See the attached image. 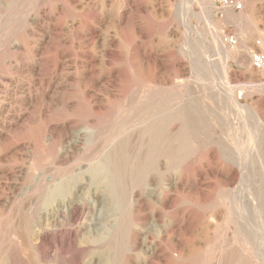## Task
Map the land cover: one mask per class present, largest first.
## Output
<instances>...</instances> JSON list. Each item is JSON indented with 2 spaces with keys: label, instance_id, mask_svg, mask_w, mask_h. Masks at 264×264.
<instances>
[{
  "label": "rangeland",
  "instance_id": "rangeland-1",
  "mask_svg": "<svg viewBox=\"0 0 264 264\" xmlns=\"http://www.w3.org/2000/svg\"><path fill=\"white\" fill-rule=\"evenodd\" d=\"M202 3L210 23L205 25L198 21L200 14L195 2L194 14L188 19L186 28L180 10L181 0H176V3L175 0H0V263L10 264V254L14 250L9 234L15 219V202L22 194L20 190L31 183L33 174L28 173L31 165H39L32 161L33 155L46 145L44 134L40 138L34 137L36 130L42 131L44 125L55 123L54 119H58L59 124L71 123L74 133L84 130L86 125L83 119L86 114L64 118L65 103L71 108L83 104L97 107L103 113L108 110L110 120H114L126 116L127 111L138 106L139 102L141 104L142 100L156 102L167 92L176 94L172 103L178 114L188 112L186 115L192 124L194 137L188 139L189 145L176 156L174 166L170 167L171 184L178 183L177 189L171 191V202L165 207L159 206L158 202L154 204L157 210L154 220L151 213L153 206L148 205L144 212L151 219L143 225V236L155 230L156 257L147 260L148 244H144V249L133 253L132 260L127 264H231L227 257L229 247L224 244L223 229L227 215L223 204L229 197L228 190L238 181L229 185L223 175L233 165L227 144L234 136L246 139L250 129L263 138L261 156L264 158V120L257 118V110L260 109L258 102H262L261 108H264V70H256L249 55L242 60L234 51L228 59L217 55V45L221 43L224 48H229L225 38L233 37L237 39L236 46H240L243 40L252 35L249 43L253 48L252 53H264L255 45L261 41L264 45V0H246L242 11L222 10L219 0H203ZM123 14L124 19L119 25ZM214 37L219 39V44L214 42ZM186 45H190V49H199L209 61L214 60L217 64L215 76L210 71L204 81L206 87L201 90L197 79L193 77V69L190 71L191 60L185 52ZM178 63L183 64L184 68H179ZM219 84L222 88L218 89ZM227 89L233 92L241 107L227 96ZM119 110L121 113H118ZM194 126H199L201 130ZM197 143L210 146H207L208 149H204L205 146L197 149L194 147ZM234 170L239 172L238 167L234 166ZM256 170L254 191L264 194V169L257 165ZM158 176L162 180L160 188L169 184L162 174L158 173ZM263 199L264 196L261 200L262 210ZM68 200L61 207H65ZM215 211L222 213L219 216L220 228H205L202 218L210 217ZM45 213L43 221L46 214H55L53 210ZM46 220L50 224L53 221L51 217ZM171 223L174 231L168 238L163 231ZM77 226L73 222L68 223L64 233ZM124 243L123 249L128 250ZM178 246L183 254L189 256L188 260L179 259L180 250H173ZM47 248L49 255L44 258L45 261L39 259L34 248L23 251L25 264H87L93 254L79 256L75 247L71 246L66 250L69 255L64 254L68 258L58 260L54 254L55 248ZM93 257V264H98L95 262L97 256ZM255 262L253 264H260ZM115 263L120 264V261Z\"/></svg>",
  "mask_w": 264,
  "mask_h": 264
},
{
  "label": "bare ground",
  "instance_id": "bare-ground-1",
  "mask_svg": "<svg viewBox=\"0 0 264 264\" xmlns=\"http://www.w3.org/2000/svg\"><path fill=\"white\" fill-rule=\"evenodd\" d=\"M202 1L203 0H181L182 9L180 10H182L181 12L186 28H188V19L192 16L191 14L193 13L195 2L198 7L196 9H198L200 14V20L198 21L205 25L210 23ZM249 5H252V3ZM131 17L129 16V18ZM123 19L124 14L119 19V25L122 23ZM252 38V35H249L245 41L243 40L241 43L242 45L240 44V46L239 44L236 46L238 43L237 39L235 44H230L227 41L228 39L226 40L225 38V44L228 45L229 48H224V44H219V39L217 37H214L213 39L215 40L214 42L217 41L216 43L219 44L217 45L219 52L217 55H222L223 58L228 59L232 54V51H234L233 53H236L239 57L241 56V58H238L242 60V58L248 55L249 57L251 56L253 48L249 46V43ZM255 45L258 46L259 49L264 50L262 41L256 42ZM113 46H115V44H113ZM186 46L185 52L191 60V63L189 62V65L191 66L190 71L193 69V77L197 79L199 89L204 88V86L206 87L204 81L208 78V73L211 71L214 75L216 71H218V67L216 68L217 64H215L214 60L209 61L208 57L203 55L199 49L198 51L197 49H190V45ZM196 46L198 48L197 44ZM230 48H233L234 50ZM116 53H118V51ZM112 55L115 56L114 54ZM177 66L179 68H184V65H181L180 63H178ZM113 88L115 89V87ZM219 88H222L221 84L218 85V89ZM225 91L226 94L228 93L227 96L229 95V98L232 99L234 104L241 107L240 103L234 97L233 92L230 89ZM161 96L162 97L156 102L150 99L148 100L149 102L142 100L143 102H141V104L139 102L138 106H133L130 109L128 108L129 110L127 111L126 116L123 115L120 119V116H115L116 119L114 120H110L108 116L110 113H108V110L103 113L101 109L97 107H88L83 104H78L74 108H71L65 103L64 118L70 115L81 117L86 114L83 119V122L86 125L84 130L74 133L72 132L73 126L71 123L64 122L63 124H59L60 121L58 119L53 120L55 123L49 122L47 125H44L45 127L42 131L36 130L34 137L40 138L42 137V134H44L45 146L47 147L43 146L39 150V153L34 154L32 157V161L39 165L32 164L28 170L29 174H33L32 180L30 179L31 183L26 185L24 189L19 188L21 189L20 191L22 194L18 196L19 200L15 202L17 204L15 215H13L15 219L13 221L11 234H9L11 235L12 240V251L14 250L13 253L10 254V264H25L26 259L23 256V251L28 248H34L39 259L42 261L47 255H49L47 246L55 248L54 254L58 260H61L64 257V254L69 255V252H66V250L71 246L75 247L79 256H82L85 253H93L87 264H93V259H95L93 256H97L95 262L98 264H116L115 262L118 263L119 261L120 264H127L128 261L132 260V254L140 251L144 244H148L147 260L151 261L156 257L157 234L155 233V230L148 231L145 233L146 236H143V225L145 226V222H148V220L150 222L151 219V217L144 212L147 210L148 205L153 206L151 213L152 219L154 220L157 218L156 205L154 204L158 202L159 206L165 207L171 202V191L172 189L173 191L174 189H177L178 183L171 184L169 178L171 177L169 174L170 167L174 166L176 156L182 153V151L189 145L188 139L192 140V137H194L192 133V124H190V119L187 116L188 112L178 114L174 108L172 100L174 102L176 94L171 93L170 95L166 92ZM78 98L80 97L78 96ZM43 102L44 101H42V103ZM258 105L260 106V109L257 110V118L264 120V108H261L262 102H258ZM118 113H121V111ZM247 124L248 123H246V125ZM78 126H76V128ZM262 126L264 127V123H262ZM194 127L199 131L201 130L199 126ZM73 135L74 137L72 138L71 136ZM262 141L263 138L259 133L249 129L246 139L241 140L239 137L237 138L234 136L233 138H230V142L227 144V148L231 155L229 156V159L233 165H231L232 167L229 166L228 170L224 171L223 175L226 176L227 181L224 180L229 185H233L238 181L234 187L228 190L229 197L224 200L225 202L223 204L226 209L225 214L227 215V221L225 222L224 229H221H223L225 234L224 244L226 243L229 247V256L227 257L231 264H234L237 261H241L243 264H253L254 261L264 264V216L261 214V212L264 211L262 210L263 204L261 202L264 194L262 191H254L255 180L257 179L256 167L258 165L260 168L264 169V158L261 156ZM207 146L210 145L207 144ZM207 146L204 143H197V145H194L197 149H199V147L208 149ZM59 148H61V150ZM46 159H49V162L48 160L46 162ZM234 166L239 168L238 173L234 170ZM158 173L162 174V176L165 177V179H163L169 182V184L160 188L159 183L162 180L158 176ZM66 199H69L66 206L61 207V204H64ZM60 207L61 210L59 209ZM51 210H53L55 214L48 216L49 214L46 213H49ZM44 213L46 214V219L49 217L52 218L53 221L51 224L46 219V221H43ZM221 214V211H215L210 217L202 218L205 228H220L219 216H221ZM71 222L75 225L78 224L79 226L74 230L64 233V228ZM15 224L17 225L16 227H14ZM126 227L128 228L127 233ZM173 231V223H171V225H168L163 232L166 237L170 238V233ZM60 235H62V239ZM170 240L171 239H168V241ZM123 241H125L124 244L127 246L128 250L123 249ZM65 244H68L69 247L65 246ZM106 248L107 250H103ZM178 248L181 249V247L178 246L174 247L173 250H180ZM188 257L189 256L183 254L180 250V260H188ZM64 258L68 257L65 256Z\"/></svg>",
  "mask_w": 264,
  "mask_h": 264
},
{
  "label": "built area",
  "instance_id": "built-area-1",
  "mask_svg": "<svg viewBox=\"0 0 264 264\" xmlns=\"http://www.w3.org/2000/svg\"><path fill=\"white\" fill-rule=\"evenodd\" d=\"M222 10L232 9L234 11H242L245 7L246 0H219ZM228 39V40H227ZM230 44H235L236 39L226 38ZM252 65L257 70H264V54L260 51L251 54Z\"/></svg>",
  "mask_w": 264,
  "mask_h": 264
}]
</instances>
